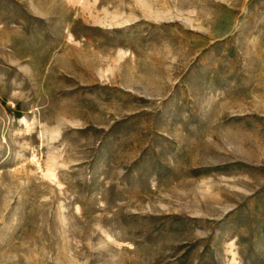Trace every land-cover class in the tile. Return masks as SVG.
Wrapping results in <instances>:
<instances>
[{
	"label": "rangeland",
	"instance_id": "374dc122",
	"mask_svg": "<svg viewBox=\"0 0 264 264\" xmlns=\"http://www.w3.org/2000/svg\"><path fill=\"white\" fill-rule=\"evenodd\" d=\"M0 264H264V0H0Z\"/></svg>",
	"mask_w": 264,
	"mask_h": 264
},
{
	"label": "trees",
	"instance_id": "16d2710c",
	"mask_svg": "<svg viewBox=\"0 0 264 264\" xmlns=\"http://www.w3.org/2000/svg\"><path fill=\"white\" fill-rule=\"evenodd\" d=\"M18 115V114H17Z\"/></svg>",
	"mask_w": 264,
	"mask_h": 264
}]
</instances>
